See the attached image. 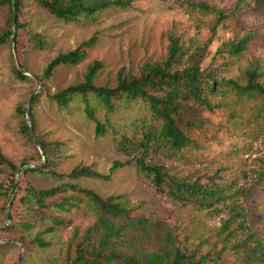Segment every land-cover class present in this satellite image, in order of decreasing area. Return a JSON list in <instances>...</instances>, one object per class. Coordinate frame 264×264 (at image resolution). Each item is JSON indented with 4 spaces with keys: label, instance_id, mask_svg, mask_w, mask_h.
Wrapping results in <instances>:
<instances>
[{
    "label": "rangeland",
    "instance_id": "obj_1",
    "mask_svg": "<svg viewBox=\"0 0 264 264\" xmlns=\"http://www.w3.org/2000/svg\"><path fill=\"white\" fill-rule=\"evenodd\" d=\"M197 2L222 10L224 19L216 23L212 12L193 6ZM15 15L23 24L16 29V39L0 45V151L20 173L16 177L0 165V184L6 190L0 193V264H64L74 255L76 244L97 219L95 211L82 205L67 212L42 207L37 213L32 209L33 202L25 197L28 186L43 189L63 182L90 189L103 199L117 196L132 216L156 223L151 237L157 243L154 245L150 237L143 247L158 246V235L167 229L175 245L196 260L201 258L200 264H264L263 96L240 95L223 87L211 98V103L216 102L212 109L187 101L179 125L191 144L181 155H172L162 146L143 151L132 144L143 138L145 126L151 122L141 100L117 102L114 111L106 113L90 97L105 128V133L98 135L79 98L63 107L50 97L81 82L87 66L95 60L103 64L95 79L97 86H115L121 68L138 77L146 62L165 59L171 37L178 40L184 52L174 63L175 69H182L188 55L199 49L203 55L200 67L205 72L214 70L220 78L243 84L244 70L258 68L264 85V0H132L127 7L112 6L94 16L80 15L70 21L53 16L34 0H21ZM8 16L9 5H1L0 32L6 30ZM31 34L43 36L46 46L35 48ZM91 37L95 41L81 61L60 65L49 79L41 78L53 57ZM242 39L247 43L241 51L226 50L230 42ZM18 64L25 66L23 74L27 78L14 74L13 67ZM28 99V113L31 110L36 120L31 125L37 140L60 146L52 167L57 177L48 173L46 166L42 167L45 173L26 172L20 167L23 160L44 162L39 143L36 145L20 131L16 106L22 103L26 109ZM153 123L154 127L160 124ZM138 158L160 166L169 180L215 181L222 185V193L204 205L176 199L165 183L157 186L153 175L139 168ZM115 162L121 165L112 169ZM81 166L109 177L67 176ZM15 178L17 185L7 218L6 206L13 189L9 184ZM53 215L60 217L62 224L54 226ZM38 237L47 244L39 246Z\"/></svg>",
    "mask_w": 264,
    "mask_h": 264
},
{
    "label": "trees",
    "instance_id": "obj_2",
    "mask_svg": "<svg viewBox=\"0 0 264 264\" xmlns=\"http://www.w3.org/2000/svg\"><path fill=\"white\" fill-rule=\"evenodd\" d=\"M36 4L53 16L70 21L80 15L94 16L99 11L108 7H127L132 0H34ZM21 0H0V6L9 5V16L7 28L0 32V45L16 39V29L23 24L18 22L17 15ZM194 7L201 11L212 12L215 15L216 23L223 20L225 15L222 10L205 2H197ZM14 14V18H13ZM14 25V26H13ZM215 25L212 26V33ZM31 41L35 48H43L47 41L40 34H31ZM95 37L82 41L77 47L62 53H58L45 66L41 78L49 79L55 68L60 65H74L81 61L92 47ZM247 43L242 39L236 43H229L226 50L231 53L241 51ZM184 52L178 40L170 38L168 54L161 62H146L138 77L125 72L123 68L116 74V84L113 87L97 86L95 79L98 71L103 68L100 61L90 63L83 74L81 82L73 83L62 90L55 92L52 96L59 105L66 107L74 98H79L83 105L87 119L95 123L96 134H104L105 128L97 118L95 106L91 98L106 111L111 113L116 108L117 102H129L141 100L147 106L151 115V122L144 124L145 131L143 138L132 143L134 146L147 150L150 146L166 147L172 155H181L182 151L190 146L191 139L184 128L180 127L184 111L187 110V101L192 100L212 109L216 102L211 103V98L218 95L223 87L234 89L240 95H261L264 97V85L259 80L262 72L258 68H246L243 72L245 82L238 83L236 80L223 79L214 70L205 72L200 67L203 55L198 49L188 55L187 64L182 69H175L177 63L183 57ZM14 74L20 78H27L23 72L26 68L22 64L13 67ZM36 97H32L34 101ZM16 114L20 116V131L26 137L34 139L31 133L30 124L36 120L29 110L26 119L24 104L16 106ZM154 121H159L158 127H154ZM33 127V126H32ZM124 142L128 140L124 139ZM42 149L44 162L32 164L23 160L20 164L26 172L45 173L42 167L49 168L48 173L57 177L59 174L52 167L56 163L55 156L60 146L50 145L38 140ZM129 143V142H128ZM139 168L153 175L157 186L165 183L169 194L179 200H189L204 205L207 200L220 197L222 185L215 181L205 183L199 181L188 182L175 178H167L166 173L158 165L145 163L141 158L136 160ZM0 165L4 166L13 175L19 172L15 164L0 151ZM121 165L115 162L112 169ZM67 176L75 179L78 177H92L97 179H108L109 174H102L89 167L81 166L73 168ZM17 179H12L9 187L13 188ZM4 187L0 184V193H5ZM57 194H64L59 199H51ZM7 195V194H5ZM25 197L33 202L32 209L37 213L42 207H50L57 212L77 210L82 205H89L96 213L97 219L89 226L81 239L76 244L74 255L64 264H200L201 258L195 259L193 254H186L175 245L170 230L164 229L157 237L158 246L150 249L149 244L143 247V243L149 242L152 233L156 230L157 224L148 221L142 216H132L124 201L117 196L101 198L94 191L80 188L76 184L68 182L59 183L51 188L38 189L34 186L26 188ZM53 225L62 224L60 217L52 216ZM53 227V226H52ZM52 229V228H50ZM133 231L128 235L129 232ZM154 245L157 243L155 237ZM39 246H45L47 242L36 238Z\"/></svg>",
    "mask_w": 264,
    "mask_h": 264
},
{
    "label": "water",
    "instance_id": "obj_3",
    "mask_svg": "<svg viewBox=\"0 0 264 264\" xmlns=\"http://www.w3.org/2000/svg\"><path fill=\"white\" fill-rule=\"evenodd\" d=\"M13 18H14V14H13ZM14 26V25H13ZM14 35H13V37H12V41H14ZM31 98V96L29 97V99ZM29 99L27 100V103H26V109H25V111H26V116L28 117V103H29ZM30 129H31V133H32V136H33V139H34V141H35V144L36 145H38V140H37V137H36V135H35V132H34V129H33V127H32V125L30 124ZM19 173L20 172H18L17 174H16V177L19 175ZM15 188H16V180H15V183H14V186H13V189H12V192H11V195H10V199H9V201H8V203H7V206H6V210H7V218L9 217V208H10V204H11V202H12V199H13V196H14V190H15Z\"/></svg>",
    "mask_w": 264,
    "mask_h": 264
}]
</instances>
